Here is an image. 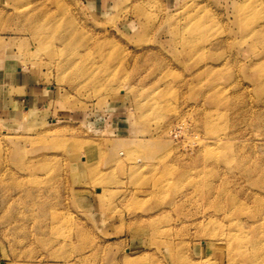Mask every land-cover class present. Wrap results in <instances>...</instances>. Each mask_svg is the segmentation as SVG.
Segmentation results:
<instances>
[{
    "label": "rangeland",
    "instance_id": "374dc122",
    "mask_svg": "<svg viewBox=\"0 0 264 264\" xmlns=\"http://www.w3.org/2000/svg\"><path fill=\"white\" fill-rule=\"evenodd\" d=\"M0 264H264V0H0Z\"/></svg>",
    "mask_w": 264,
    "mask_h": 264
},
{
    "label": "crops",
    "instance_id": "0c3cea01",
    "mask_svg": "<svg viewBox=\"0 0 264 264\" xmlns=\"http://www.w3.org/2000/svg\"><path fill=\"white\" fill-rule=\"evenodd\" d=\"M5 68V67H4Z\"/></svg>",
    "mask_w": 264,
    "mask_h": 264
}]
</instances>
